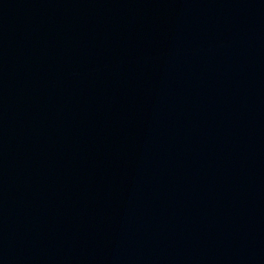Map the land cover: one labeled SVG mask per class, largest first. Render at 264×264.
<instances>
[{
    "label": "water",
    "instance_id": "1",
    "mask_svg": "<svg viewBox=\"0 0 264 264\" xmlns=\"http://www.w3.org/2000/svg\"><path fill=\"white\" fill-rule=\"evenodd\" d=\"M0 264H264V0H0Z\"/></svg>",
    "mask_w": 264,
    "mask_h": 264
}]
</instances>
